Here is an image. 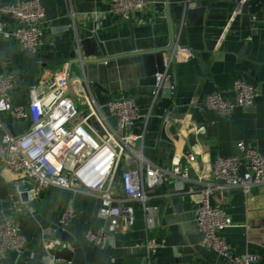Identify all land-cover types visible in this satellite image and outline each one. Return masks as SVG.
<instances>
[{"label":"crops","instance_id":"0c3cea01","mask_svg":"<svg viewBox=\"0 0 264 264\" xmlns=\"http://www.w3.org/2000/svg\"><path fill=\"white\" fill-rule=\"evenodd\" d=\"M14 1L0 0V5ZM147 1L151 7L136 13L130 24L102 15L110 0H41L46 20L42 27L44 43L37 54L57 64L42 66L36 82L54 76L68 78L69 63H75L70 81H79L78 87L99 105L133 98L146 114L151 110L153 95L141 91L145 67L141 56L131 54L134 47L138 51L168 49L172 29L177 41L183 39L181 23H174L173 7L189 2L190 8H207L204 25L187 29L188 47L177 45L175 66L167 54L163 55L175 86L172 99L165 98L161 90L149 119L128 130L145 132L142 154L166 171L165 183L150 196L146 206L131 204L135 224L102 248L84 238L85 231L101 224L95 197L53 187L38 199L32 200L28 192L27 202L20 198L15 202L10 188L21 177L0 165V221L13 216L26 238L24 252L9 253L0 264H229L200 247L195 220L199 191L212 181L213 163L218 157L234 155L238 141L264 152V0ZM241 2L243 7L237 12ZM0 20L11 23L5 16ZM21 49L19 43L0 37V73L15 74L13 102L26 106L27 76L23 57L17 53ZM81 60L88 62L77 63ZM237 79L260 93L253 108H237L230 118L200 111L209 94L222 93L233 100ZM5 118L8 127L19 126L16 134L28 129L22 126L27 122L13 123ZM111 122L116 124L114 119ZM1 137L2 132L0 143ZM132 146L136 150L140 147L139 143ZM178 165L188 170V180L175 175ZM125 168L122 162L115 180L117 189L122 188ZM210 202L232 219L233 226L225 230L224 236L235 254H264V186L253 188L248 195L241 188L216 191ZM70 205L76 209L77 218L67 231L79 243L81 263L58 260L51 254L57 249L49 247L57 240L61 214ZM18 206L24 212H15Z\"/></svg>","mask_w":264,"mask_h":264},{"label":"built area","instance_id":"2783aa9c","mask_svg":"<svg viewBox=\"0 0 264 264\" xmlns=\"http://www.w3.org/2000/svg\"><path fill=\"white\" fill-rule=\"evenodd\" d=\"M150 7L147 0H110L108 10L102 15L131 21L136 13ZM242 7L241 2L237 12ZM0 16L11 21L8 24L0 20V37L19 43L30 53H38L44 43L42 27L46 20L41 0H17L0 5ZM183 27L181 23V31ZM155 77L151 110L164 83L173 82L169 67ZM16 80L13 72L0 73V165L32 185V200L53 187L95 197L101 224L85 231L84 238L92 246L107 247L116 235L135 224L131 204L146 206L150 196L165 183L166 171L148 162L142 154L145 132L128 131L137 122L147 121L151 110L143 114L135 100L126 97L99 105L85 89L79 86L78 90L79 81L69 82L66 76L36 82L27 90L29 103L19 106L12 99ZM70 86L74 97L69 95ZM174 91L173 85L171 93ZM233 93V100L222 93L207 95L200 111L230 118L237 108H253L260 98L254 86L240 79L234 81ZM5 117L13 123L27 122L29 127L20 134L12 133ZM113 119L116 124L111 122ZM135 143H139L140 150L133 148ZM122 162L126 168L122 188L117 189L115 180ZM175 175L184 180L190 178L182 165L175 167ZM211 176L212 181L199 191L195 222L200 247L211 250L229 264L261 263L264 254H235L224 236L225 230L233 226L232 219L220 206L212 205L210 198L214 192L229 188H241L248 195L253 188L264 186V152L238 141L234 155L214 161ZM29 210L33 212L32 207ZM15 212H24V208L18 206ZM76 218V209L67 206L59 220L60 228L67 231ZM25 247L26 238L18 221L13 216L0 221V262L9 253L22 254ZM49 247L60 251L67 245L55 240Z\"/></svg>","mask_w":264,"mask_h":264},{"label":"water","instance_id":"95a60500","mask_svg":"<svg viewBox=\"0 0 264 264\" xmlns=\"http://www.w3.org/2000/svg\"><path fill=\"white\" fill-rule=\"evenodd\" d=\"M43 5V3H42ZM169 5V4H168ZM44 6V5H43ZM169 7V6H168ZM174 13V23L178 21L180 23H184L181 41H177L174 33V29H172V40L171 45L168 49L165 50H155V51H138L134 47V51L131 54L134 56H141L143 58L144 67H145V78L140 80L141 91L144 94L153 95L156 90V77L155 75L158 73H163L165 71V60L164 54H167L173 66H175V49L176 47L187 48L188 40H187V29L190 27H200L205 23V18L207 15V8L199 7V8H190L189 3H179L178 5L173 7ZM130 24H133V21H128ZM133 30L134 28L131 27ZM178 45V46H177ZM23 57L24 63V73L26 77V87H32L35 82L40 77V73L42 70V66L54 63L57 64V61H47L39 57L37 53H30L23 48L20 51H17ZM74 57V56H73ZM88 61L81 60L77 63H86ZM75 63H69L68 68V81L70 82L72 67ZM174 85V82H166L163 85V94L165 98L172 99L171 87ZM69 95L74 97L72 88H69ZM21 126V125H20ZM23 127H29V123H25L22 125ZM18 125L10 126L9 130L12 133H15V130L18 129ZM32 190V185L26 183L22 180L17 183H13L10 188V195L12 196L15 202L19 201V198L23 202L28 201V192ZM19 194V196H18ZM57 240H60L62 243L67 245V248H64L60 251H51V254L56 257L58 260L65 261H75L76 263H81L79 260L82 257V251L80 249L79 243L76 242L74 237L63 229H58Z\"/></svg>","mask_w":264,"mask_h":264}]
</instances>
